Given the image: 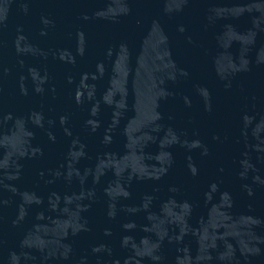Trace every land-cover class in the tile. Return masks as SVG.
Segmentation results:
<instances>
[{"label": "water", "instance_id": "water-1", "mask_svg": "<svg viewBox=\"0 0 264 264\" xmlns=\"http://www.w3.org/2000/svg\"><path fill=\"white\" fill-rule=\"evenodd\" d=\"M0 264H264V0H0Z\"/></svg>", "mask_w": 264, "mask_h": 264}]
</instances>
